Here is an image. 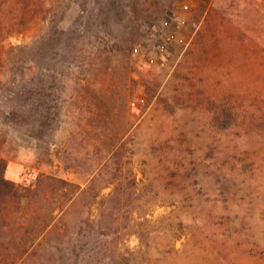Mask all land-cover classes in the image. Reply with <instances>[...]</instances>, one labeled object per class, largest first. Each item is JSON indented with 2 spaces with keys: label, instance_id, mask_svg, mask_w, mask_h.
<instances>
[{
  "label": "rangeland",
  "instance_id": "rangeland-1",
  "mask_svg": "<svg viewBox=\"0 0 264 264\" xmlns=\"http://www.w3.org/2000/svg\"><path fill=\"white\" fill-rule=\"evenodd\" d=\"M253 45L264 0H0V264H264V125L213 121Z\"/></svg>",
  "mask_w": 264,
  "mask_h": 264
},
{
  "label": "trees",
  "instance_id": "trees-1",
  "mask_svg": "<svg viewBox=\"0 0 264 264\" xmlns=\"http://www.w3.org/2000/svg\"><path fill=\"white\" fill-rule=\"evenodd\" d=\"M241 49V45H238L237 49ZM240 50V51H241ZM249 51L250 60L246 62L241 59L235 68L241 69L243 73H250L251 80L250 83H242V81H237L230 88L233 91H224L219 99L218 107L219 114L213 117V121H217L223 130H226L232 126V124H237L242 126L246 124H255L257 129L259 126L264 125V50L255 45L251 46ZM245 53V52H244ZM237 79V78H236ZM227 86V85H226ZM232 99H234L232 104ZM234 109V110H233ZM242 110V111H240ZM232 111H234L232 113ZM263 118V119H262ZM235 120L232 124L231 122ZM263 120V121H262ZM259 122H262L261 124ZM256 129V130H257ZM256 130L251 129L252 134ZM255 134H259L256 132ZM259 144V141L257 142ZM264 143V142H263ZM242 147H237L241 149V154L246 155V158L252 159L250 153L247 150L242 149ZM258 150L251 151L253 155L257 153ZM226 152V151H225ZM125 153V143L118 142V144L113 145L109 153V157L105 161L103 167H108L111 163H118L122 160V156ZM224 156H228L229 159L234 160L235 155L225 153ZM224 162H228L227 158H223ZM260 160L259 162H261ZM256 162V161H255ZM225 163H223L224 166ZM241 167V165H238ZM121 168V166H119ZM6 161L0 157V205L10 196H17L19 193V186L13 181L5 177ZM63 184L69 185L67 182L61 181ZM261 254H264V249Z\"/></svg>",
  "mask_w": 264,
  "mask_h": 264
}]
</instances>
